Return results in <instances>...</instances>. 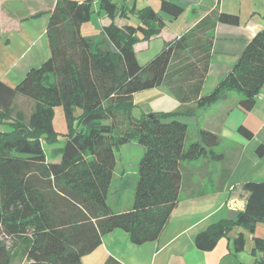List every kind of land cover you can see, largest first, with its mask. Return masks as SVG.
I'll return each mask as SVG.
<instances>
[{"label": "trees", "instance_id": "trees-1", "mask_svg": "<svg viewBox=\"0 0 264 264\" xmlns=\"http://www.w3.org/2000/svg\"><path fill=\"white\" fill-rule=\"evenodd\" d=\"M197 0H160L128 9L112 0H56L48 14L45 38L47 58L30 68L15 86L0 80V264H11L19 248L27 264H82L108 233L120 229L130 243L156 241L179 202L181 164L217 157L218 136L198 130L197 141L185 146L188 125L181 119L209 108L227 92L240 96L238 106L250 111L264 86V28L246 44L233 67L216 87L202 94L208 72L216 24L237 26L236 14L211 11L191 30L164 44L145 65L137 62L133 45L158 36L167 23L177 20ZM98 12L110 21L94 36H83L81 26ZM135 15L136 25L117 26V17ZM166 16L167 19L164 18ZM172 62H174L172 64ZM172 64V65H171ZM166 86L183 113L131 114L135 93ZM18 97L33 102L24 117L16 112ZM60 108L65 133L54 130L55 109ZM149 115H156L148 121ZM238 134L250 140L245 127ZM63 138L46 160L43 143ZM135 142L143 148L132 206L113 212L107 204L116 165L114 151ZM258 156L264 146L256 148ZM242 210L199 232L194 245L210 252L217 243L239 230L232 240L234 252L244 249L243 232L253 235L264 225V180L242 185ZM250 255L264 264V238L253 237ZM103 264H122L108 256Z\"/></svg>", "mask_w": 264, "mask_h": 264}, {"label": "crops", "instance_id": "crops-1", "mask_svg": "<svg viewBox=\"0 0 264 264\" xmlns=\"http://www.w3.org/2000/svg\"><path fill=\"white\" fill-rule=\"evenodd\" d=\"M55 1L0 0V65L3 67L1 81L8 84L9 77L20 81L30 68L37 67L47 58L48 50L44 38L48 19L45 20L46 18L41 16L53 9ZM18 3L22 4V7L19 10L13 9V4ZM242 5L248 9V15L246 14L248 20L244 27L240 26L239 17L242 13ZM190 8L189 12L193 13L194 18L191 26L182 34L191 30L213 10L236 14L239 17L237 26L219 23L209 33L213 37V42L209 54L208 72L201 90L202 94H207L233 67L247 42L264 28V0H197ZM102 22L105 23V20L103 19ZM105 24L103 27L108 25ZM166 28L167 25L159 35ZM180 35L175 34L172 39ZM12 72L19 74L13 75ZM232 94L233 92H227L209 108L197 110L192 117L181 119L187 125H189L188 119L192 120L196 130L203 129L218 136L219 144L221 141L228 142L230 153L219 159L207 156L181 164L178 205L171 213L159 238L138 247L133 263L156 264L158 261L159 264H208L209 259L198 254H215L211 259L215 261L214 264H256L260 255L253 257L250 251L253 247V237L264 238L262 224L256 226L253 235L243 232L245 245L240 252H234L232 244V240L239 232L237 229L233 230L221 249H218L221 240L210 252L202 253L194 245L196 235L213 223L210 219L216 214L222 211L227 215L230 210L238 211L244 208L247 196L242 189L244 183L264 180V154L258 156L256 153L257 146H264V86L256 96L253 108L247 112L238 106L241 95L236 92ZM240 126L253 134L250 140L238 134L237 128ZM226 135L229 138H225ZM216 147L213 148L215 153H217ZM181 192L185 193L186 200L189 201L187 207L182 206ZM210 193L212 197L219 195V202L217 206L212 205L211 209L207 210V205L198 201L207 199ZM114 232L105 235L101 244H104L108 236L115 234ZM133 252H136V249H133ZM106 255L107 253L101 260L102 264L108 257ZM82 259V264H91L89 259H86V262ZM115 259L122 264H128L118 256Z\"/></svg>", "mask_w": 264, "mask_h": 264}, {"label": "rangeland", "instance_id": "rangeland-1", "mask_svg": "<svg viewBox=\"0 0 264 264\" xmlns=\"http://www.w3.org/2000/svg\"><path fill=\"white\" fill-rule=\"evenodd\" d=\"M112 1L117 3L119 6L122 5L128 9L132 8L133 5L137 9L150 6L151 8L157 11L160 0H112ZM21 7L22 4L19 3L13 4L12 6L13 9L17 8V10H19ZM242 7H241L242 13L239 17H240V26L244 27V24L248 20L246 17V14L248 13L247 11L248 9H246L245 5H242ZM190 9H191L190 6H188L183 12V14L177 20L167 23V28L165 29V31L162 32L161 35L154 36L147 42H138L133 45V50L138 64L142 66L145 65L148 61H150L157 54H159L164 44L170 41L175 36V34L177 35L182 34V32H184L185 30H187V28L191 26V22L194 16L193 13L189 12ZM93 10L94 12L90 17V20L81 26L80 32L83 36L98 35L101 32L103 25L105 23L109 24V20L105 18L103 13L100 14L97 13L98 9L96 4H94ZM163 16L165 19H167L165 15ZM41 17H45L46 18L45 20L48 19L47 14L46 15L43 14ZM256 17L257 19H259L258 16ZM103 19L105 20V23L102 22ZM36 23H40V22H36ZM114 24L118 26H122L125 24L136 25L137 19L135 15L128 13L127 18L117 17L114 20ZM44 39L46 41V38ZM173 63L174 62H172V64ZM2 72H3V67H1L0 65V75L3 74ZM12 74L18 75L19 73L12 72ZM8 82L10 86H15L16 84L19 83V79L14 80V78L11 79L9 77ZM234 93L235 92H233L232 95H234ZM132 102H133V107L131 109V114L135 119H140L143 114H148V113H159V112L183 113L185 112L186 108H188L185 105L183 106L182 104L178 103L175 100L173 93L170 92V90L166 86L135 93L133 95ZM15 107L16 110L13 114H11V117L15 118V113L20 112L26 118L33 111L34 104L30 100L24 99L22 97H18L15 102ZM188 121H189V125H188L189 127H188L187 141L185 144L186 147L191 142L197 141L196 134L198 133L197 132L198 129L196 130V127L193 126L194 122H192V120L189 119ZM188 121L186 120V122ZM198 122H200V119L198 120ZM53 126H54V130L59 134H64L66 131L63 113L60 108L55 109V118L53 121ZM3 129L7 130L5 127L0 126V130ZM226 136L227 137L225 136L222 137L229 138L228 135ZM62 145H63V138L61 136L59 137V140L56 143L53 144L43 143V149L46 160L49 162H53V159L55 158L54 156L55 149L61 147ZM229 147L230 146L228 145V142L223 143L221 141V143L216 147L217 158L219 159L224 155L225 156L228 155L230 153ZM114 154H115L116 165L113 172V179L108 191L107 204L113 212H123L129 210L132 206L136 177H137V169H138L139 161L143 155V148L137 143L131 142L119 147L117 150L114 151ZM208 196L209 197H207V199L198 201V203L203 202L204 205L205 204L207 205L206 209L210 210L212 205L217 206L219 202L218 201L219 195L212 197V194L210 193V195ZM180 199L182 200L181 201L182 206L187 207L189 201L186 200V196L184 192H181ZM225 215H226L225 212L221 211L220 213L212 217L210 221L215 223L220 219L225 218L226 217ZM114 231L115 234H112V236H108L109 238L107 237L104 240L103 245L101 244L92 253L82 257L83 258V259L81 258L82 261L86 262L87 261L86 259H89L91 261V264H102L101 260L102 258H104L105 254L107 253L106 256H112V257L118 256L128 264H135L133 263L132 260H135V257L137 256V252L139 249L138 247L140 246L133 245L132 243H130L128 239V235L122 230L116 229ZM232 232L233 230L229 232L228 237L231 236ZM0 239H2V241L7 246H10L11 243L10 240L5 238L4 236H1ZM226 239L227 238L221 239V244L218 246V249H221L222 245H224V243L226 242ZM133 249H136V252H133ZM12 253L13 254H12L11 264H27L25 257L22 254H20L19 248H17ZM198 255H202L203 257L208 258L209 259L208 264H214L215 262L211 260L215 254H198ZM156 264H159V262L157 261Z\"/></svg>", "mask_w": 264, "mask_h": 264}, {"label": "water", "instance_id": "water-1", "mask_svg": "<svg viewBox=\"0 0 264 264\" xmlns=\"http://www.w3.org/2000/svg\"><path fill=\"white\" fill-rule=\"evenodd\" d=\"M155 118H156V115H149L147 120L151 121V120H155Z\"/></svg>", "mask_w": 264, "mask_h": 264}]
</instances>
